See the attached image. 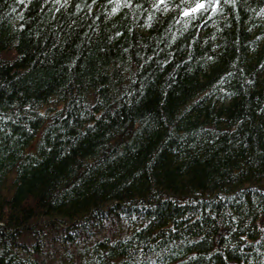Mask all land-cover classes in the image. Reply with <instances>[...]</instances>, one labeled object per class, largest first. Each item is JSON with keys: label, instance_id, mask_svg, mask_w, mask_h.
<instances>
[{"label": "trees", "instance_id": "obj_1", "mask_svg": "<svg viewBox=\"0 0 264 264\" xmlns=\"http://www.w3.org/2000/svg\"><path fill=\"white\" fill-rule=\"evenodd\" d=\"M0 264H264V0H0Z\"/></svg>", "mask_w": 264, "mask_h": 264}, {"label": "snow or ice", "instance_id": "obj_2", "mask_svg": "<svg viewBox=\"0 0 264 264\" xmlns=\"http://www.w3.org/2000/svg\"><path fill=\"white\" fill-rule=\"evenodd\" d=\"M197 7H198V8H203L204 5L201 3V4H199ZM194 11H195V9H194ZM186 14H187V13H186Z\"/></svg>", "mask_w": 264, "mask_h": 264}]
</instances>
